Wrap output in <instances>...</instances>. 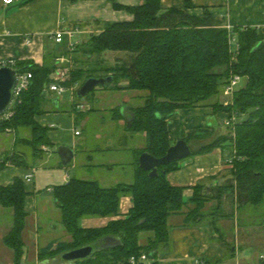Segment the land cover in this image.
<instances>
[{"label":"trees","instance_id":"1","mask_svg":"<svg viewBox=\"0 0 264 264\" xmlns=\"http://www.w3.org/2000/svg\"><path fill=\"white\" fill-rule=\"evenodd\" d=\"M111 1L116 10L130 13L132 20L105 22L100 32L91 33L87 42L78 44L85 57L80 59V66L71 70L67 85H83L91 76L111 75L113 81L105 88L146 92L143 104L133 109L130 126L131 131L146 134V146L137 151L130 182L107 187L97 179L72 177L53 187L64 227L72 239L53 241L42 248L40 254L46 256L40 260L60 261L63 253L84 245H92L95 253L74 264H125L130 257L138 258L142 253L154 259L168 250L171 244L168 217L188 204L183 188L172 185L167 174L180 169L183 159L159 166L157 175L150 176L149 171L141 168L139 156L146 151L164 156L175 143L170 138V117L180 109L207 105L235 74H241L244 83L235 92L233 103L216 100L210 104L217 112H237L240 119L236 127L226 126L228 132H219L217 124L207 123L186 131L183 137L190 146L193 140L199 142L198 148L191 146L192 156L222 146L230 149L231 183L212 187L217 191L209 198L201 194L203 189L198 185L186 218L189 222L201 219L210 200L216 202L214 214L227 215L221 210L224 194L237 211L264 204V26H233L231 31L240 45L233 59L231 32L224 20L209 10L203 16L191 13L190 9L195 7L191 0L169 8L161 0H144L132 6ZM108 51H123L125 55L109 63L105 57ZM75 60L76 63L78 59ZM15 67L20 72H31L32 81L12 105L13 116L0 122V131L7 128L28 131L31 137H22L19 144L23 155L16 154L11 161L33 167L32 162L43 158V144H51L48 127L37 117L46 113L47 88L57 64L49 60L43 65L16 61ZM122 80L127 83L122 85ZM23 147L28 149L29 158ZM3 167L0 164V169ZM14 180L8 186L0 185V204L13 210V225L3 241L14 251L13 264H21L26 252L22 235L28 216L27 191L25 179ZM127 195L132 197L134 206L126 216L112 219L106 226H82L84 217L119 215L121 199ZM142 233L153 234L147 244L140 242Z\"/></svg>","mask_w":264,"mask_h":264},{"label":"crops","instance_id":"2","mask_svg":"<svg viewBox=\"0 0 264 264\" xmlns=\"http://www.w3.org/2000/svg\"><path fill=\"white\" fill-rule=\"evenodd\" d=\"M143 1L117 0L130 6ZM184 1L161 0V4L169 8L182 5ZM191 1L195 7L191 8L190 12L197 16H203L204 12L209 10L215 17H220L226 25L232 27L264 26V0ZM132 18L127 11L116 10L111 0H13L10 4L0 0V60L14 59L43 65L47 60L56 64L58 59L65 57L64 64L73 69L75 59L79 56V52L77 53L79 47L71 50V43L79 40L82 45L87 42L91 33L102 30L105 22ZM68 29H78L79 32L73 37L66 34L62 42H57L55 33ZM124 55L119 54L117 58ZM80 86L77 83V89ZM97 89L98 92L93 95L95 100L86 111L77 109L76 105L83 102H77L76 99L70 105L72 110H66L62 100L64 93L48 91L44 102L46 113L37 119L43 126L48 127L51 144L46 146L47 152L43 158L32 162L33 167L20 166L11 161L12 156L23 155L21 148L19 149L22 141L20 136L21 133L26 136L28 131L14 128L0 131V164H4L0 169V185L8 186L15 181L14 179L22 178L25 179L27 191L25 208L28 216L22 235L26 252L21 264L25 260L39 264L38 256L42 248L53 241L67 242L72 239L64 227L61 210L52 191L53 187L65 184L72 177H83L81 173L90 175L92 179L99 180L107 187L133 180L137 151L142 149L139 145L141 141L143 148L146 146V134L135 133L131 131L130 126L133 121V109L143 103L147 94L143 91L113 90L103 86ZM120 91L130 93V100L125 99L121 104L116 102L115 107L111 101L114 102L113 97ZM106 101L113 105L111 109H116L115 114H119L118 117L105 106H103L105 109H100L104 110L103 113L98 110L97 105L105 104ZM210 103L212 104V99L205 106L180 109L170 117L171 140L178 141L184 137L186 131L204 123L216 125ZM189 111L192 112V117L195 115L198 117L190 124L185 123L190 119L185 116ZM67 112L70 113L69 116ZM81 114L85 115L82 119L84 125L90 128L87 132L88 137L79 140V137L84 136V128L78 123V116ZM49 124L61 125L62 128L71 124L72 129L69 133L67 131L64 133L62 129L50 130L55 126L50 127ZM76 129H80L79 135L75 134ZM93 130L98 133H94ZM93 137L94 143L90 144L89 140ZM60 147L74 150L73 158L65 164L59 154ZM24 149L27 151L26 158H29L31 155L28 149ZM229 157L230 149L222 146L208 153L184 158L180 162V169L168 172L170 183L183 188L184 200L188 205L181 212L168 217L170 248L160 252L154 259L149 257V260L145 261L146 264H188L197 259L202 261V264H264V223L257 224L251 219V207L237 211L234 204L224 202L221 210L227 215L218 217L214 214V203L210 200L203 210L204 216L201 219L189 222L186 218L192 206L190 200L198 185L201 189L221 186L231 178ZM99 170L102 172L101 175L97 174ZM29 173L34 174L31 180L26 178ZM120 205L119 215L84 217L81 219L82 226L96 228L106 226L112 219L123 218L134 206L132 197L123 196ZM243 214L249 219L241 220L240 215ZM12 220L13 210L0 204V264H10L13 261L14 251L3 241L13 225ZM152 236V233H142L140 242L147 244Z\"/></svg>","mask_w":264,"mask_h":264},{"label":"water","instance_id":"3","mask_svg":"<svg viewBox=\"0 0 264 264\" xmlns=\"http://www.w3.org/2000/svg\"><path fill=\"white\" fill-rule=\"evenodd\" d=\"M19 73L15 67L5 65L0 67V114L7 113L16 99V90L19 84ZM113 78L111 75L106 77L91 76L83 85L77 89V96L86 97L92 93V90L98 86L106 87L112 83ZM59 154L63 164L73 158L74 150L68 147H60ZM192 154V147L184 139L180 138L170 146L168 151L162 157H157L153 153L143 152L139 156L141 168L150 172V176H156L158 167L173 161H180L187 158ZM92 245H84L79 248L70 249L60 256V261L57 258L40 260L39 264H70L75 261L91 257L95 253ZM140 264H146L141 262Z\"/></svg>","mask_w":264,"mask_h":264},{"label":"built area","instance_id":"4","mask_svg":"<svg viewBox=\"0 0 264 264\" xmlns=\"http://www.w3.org/2000/svg\"><path fill=\"white\" fill-rule=\"evenodd\" d=\"M4 2L6 4H10L13 2V0H4ZM226 28L228 29V31L231 32L230 34V38H229V45H230V51L232 53L233 59L236 57L237 53L239 52L240 49V45L239 42L236 38V36L234 35V33H232V26L231 25H226ZM79 30L78 29H68V30H60L58 32L55 33V37L57 42H62L64 40V38L67 35L70 36H74L76 33H78ZM80 44V41L77 40L74 43L70 44V49L71 50H75L76 46ZM66 62V58L62 57L60 59L57 60V67L56 69L53 71L51 78L52 81L50 82L47 91H53L56 92L58 94H63L66 89H71L72 92L76 93L77 90V84H71V85H67V82L71 79V67L65 65L64 63ZM15 63L16 61L14 59H5V60H0V67H4L5 65H9L12 67H15ZM16 68V67H15ZM32 73L31 72H20L19 73V84L17 86V90H16V99L19 98L20 93L26 89H28L31 85V81H32ZM244 81V77L241 74H235L234 76H232L228 82H226L223 85V93L224 95L228 96V98H230V100L228 102H224L225 104H232L233 103V97L235 95V92L241 87V83ZM14 101V102H15ZM14 104V103H13ZM77 109L82 110V111H86L90 109V106L85 104V103H78L77 105ZM14 112L12 111V107L9 111H7V113L4 114H0V122L5 121L9 118H11L13 116ZM240 116L238 115V113L233 112L231 114H228L224 117L223 119V124L227 127H230L232 129H234L236 127L237 122L239 121ZM51 126H55V124H51ZM80 129L79 130H75V134L79 135L80 134ZM232 157L228 158V164L230 166H232ZM33 173H29L27 174L26 178L28 180H31V178L33 177ZM149 260V256L146 253H142L138 258L137 257H130L128 259V263L125 264H140L142 261L145 262ZM203 262L200 260H195V262L193 263H188V264H202ZM70 264H74V263H70Z\"/></svg>","mask_w":264,"mask_h":264},{"label":"rangeland","instance_id":"5","mask_svg":"<svg viewBox=\"0 0 264 264\" xmlns=\"http://www.w3.org/2000/svg\"><path fill=\"white\" fill-rule=\"evenodd\" d=\"M80 50L79 51H77V53L79 54V56H78V60H77V62H76V64H75V67H77V66H80V59L81 58H83V57H85L84 56V54H83V52H82V49H81V46H80V48H79ZM119 52H121V53H119ZM119 52H115V51H108L106 54H105V57L107 58V60L109 61V63H113L114 61H115V59L119 56V54H124V52L123 51H119ZM86 59V58H85ZM78 63V64H77ZM71 77V76H70ZM122 85H124V84H126L127 83V81L126 80H122ZM243 83H244V81L241 83V85H243ZM97 88H100V86L99 87H97ZM95 89V90H93L92 91V93L90 94V95H88V96H86V97H79V96H77V91H76V93L75 92H72V90L71 89H66V91L64 92V94H63V96H62V100H63V105H66V110H68V109H70V110H72V108L70 107V105H72V102H73V100L74 99H76L75 101H81V102H83V103H85V104H87V105H90V104H92L93 102H94V97H93V95L94 94H96L97 92H98V89ZM108 89H111V87H109ZM114 90V89H113ZM112 91V90H111ZM75 94V95H74ZM118 95H116V97H113L114 98V102H112L111 101V103H113V105L115 106L117 103L116 102H118V104H121V102H123V100H125V99H127L128 101L130 100L129 99V97H130V93H127V92H124V91H120V93H117ZM132 100V99H131ZM216 100H219L220 102H222V103H224V102H228L229 100H230V98H228V96H226V95H224V93H223V90L221 91V93L220 94H218L217 96H215V97H213V99H212V103H213V101H216ZM111 103L110 102H108V101H106V103L105 104H98L97 106H98V110H100L101 108L102 109H108L109 108V112H111V113H113L114 115H115V110L116 109H111V107H113V105H111ZM137 104H139L138 102H136ZM141 104H143V103H141ZM103 106H105V108H103ZM116 107V106H115ZM81 111V110H80ZM101 111V110H100ZM103 111L104 110H102L101 112L103 113ZM106 111V110H105ZM211 111L213 112V113H215V115H214V117H215V121L217 122L216 124H217V126H218V130L217 131H219V132H228V130H230L229 128H227L224 124H223V119H224V117L227 115L226 113H224L223 111H221V112H217V111H215V109H214V107L211 105ZM117 112V111H116ZM71 113H72V111H71ZM70 115V113L69 112H67V116H69ZM99 115H100V113H99ZM191 115V116H190ZM186 117H188V118H190L189 119V121L188 120H186L185 121V123H193V122H195V119H198V117L195 115V116H193L192 117V112H188L186 115H185ZM83 117H85V115L84 114H81V116L79 115L78 116V123H81L80 125H81V127L82 128H84V136H81V137H79V140L80 139H84V138H87L88 137V135H87V132L89 131V128H88V125H84V122L82 121V119H83ZM192 117V118H191ZM50 125V124H49ZM204 125H205V123H204ZM204 125H202V126H204ZM183 126H184V124H183ZM50 127H51V125H50ZM54 129H56V130H63L64 131V133H66V131H67V133H69L70 132V130L72 129V126H71V124L70 125H66L65 127H61V125H58L57 126V124H55V127L54 128H50V130H54ZM190 130V129H189ZM95 130H93V132H94ZM94 133H98L97 131L96 132H94ZM21 139H22V137H31L28 133L26 134V136H24L22 133H21ZM142 138H140V140H141ZM92 142V143H91ZM142 142V141H141ZM141 142H140V148H143V144H141ZM89 143L90 144H93L94 143V137H93V139H90L89 140ZM81 144V143H80ZM191 146H193V149L194 148H198V145H199V142H197V141H192L191 143ZM46 146H47V144H43V146H42V149L44 150V154H46L45 152H47V149H46ZM124 158H126V156L125 155H122ZM80 164H81V162H80ZM82 166V165H81ZM80 167V166H79ZM81 171H83V170H81ZM74 172H76V169H74ZM82 175H83V177H81V178H87V179H92V177L90 176V175H86L85 173H81ZM97 174H99V175H101L102 174V172L99 170V171H97ZM231 179L232 178H230V179H228V180H226L223 184H230L231 183ZM92 180H94V179H92ZM223 184H222V186H223ZM217 190L215 189H212V187H209V188H205V189H203L202 191H201V194L202 195H205V196H207L208 198L209 197H212V196H215V192H216ZM225 195L226 194H224V197H223V200H222V203L224 204V202H229L230 201V199L228 198V197H225ZM212 203H214V206H215V204H216V202H215V200H212ZM230 203V202H229ZM252 214H251V216H252V218L251 219H254L256 222H257V224H260V223H264V204H262V205H259V206H254V205H252ZM240 217H241V220H248L249 219V217L247 216V215H245V214H243V215H240ZM71 237H72V235H71ZM46 255H43V254H40L39 253V256H38V260H40L41 259V257H45ZM13 259H14V257H13ZM24 259V258H23ZM23 259H22V261H23ZM10 264H13V261H11V263ZM23 264H33L32 263V261H30V260H25L24 262H23Z\"/></svg>","mask_w":264,"mask_h":264}]
</instances>
